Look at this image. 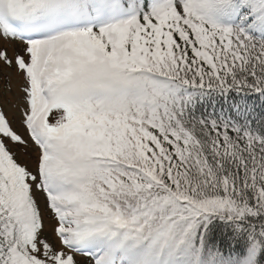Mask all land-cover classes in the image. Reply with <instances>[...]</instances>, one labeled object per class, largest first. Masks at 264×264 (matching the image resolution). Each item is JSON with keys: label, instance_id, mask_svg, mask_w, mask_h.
I'll list each match as a JSON object with an SVG mask.
<instances>
[{"label": "snow or ice", "instance_id": "obj_1", "mask_svg": "<svg viewBox=\"0 0 264 264\" xmlns=\"http://www.w3.org/2000/svg\"><path fill=\"white\" fill-rule=\"evenodd\" d=\"M0 70V264H264V0H0Z\"/></svg>", "mask_w": 264, "mask_h": 264}, {"label": "rangeland", "instance_id": "obj_2", "mask_svg": "<svg viewBox=\"0 0 264 264\" xmlns=\"http://www.w3.org/2000/svg\"><path fill=\"white\" fill-rule=\"evenodd\" d=\"M7 73H8V70H2V74H0V92L3 91L5 78L7 76ZM13 85H15V80H13ZM13 127L14 128H18V130H20V131H23V129L19 128L18 119H17V121H15L13 123ZM45 226H46V231H47V229H48V221H47V219L45 220Z\"/></svg>", "mask_w": 264, "mask_h": 264}, {"label": "trees", "instance_id": "obj_3", "mask_svg": "<svg viewBox=\"0 0 264 264\" xmlns=\"http://www.w3.org/2000/svg\"><path fill=\"white\" fill-rule=\"evenodd\" d=\"M0 74H2V70H0ZM257 94H254L253 97H250L249 102L250 103H255L257 106L262 102L260 99H256L255 96Z\"/></svg>", "mask_w": 264, "mask_h": 264}]
</instances>
